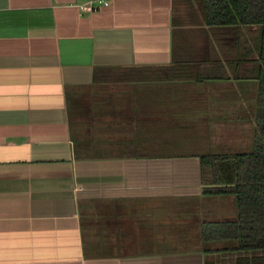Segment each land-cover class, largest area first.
<instances>
[{
	"label": "crops",
	"instance_id": "obj_1",
	"mask_svg": "<svg viewBox=\"0 0 264 264\" xmlns=\"http://www.w3.org/2000/svg\"><path fill=\"white\" fill-rule=\"evenodd\" d=\"M106 1L0 0V264L235 257L204 241L238 207L204 194L200 158L251 149L257 27L207 26L201 0Z\"/></svg>",
	"mask_w": 264,
	"mask_h": 264
},
{
	"label": "trees",
	"instance_id": "obj_2",
	"mask_svg": "<svg viewBox=\"0 0 264 264\" xmlns=\"http://www.w3.org/2000/svg\"><path fill=\"white\" fill-rule=\"evenodd\" d=\"M210 27H257L258 67L252 77L259 97L255 113L253 148L249 153L201 156L205 195L236 198L237 219L215 224L204 241L235 240L236 248L219 264H264V0H201Z\"/></svg>",
	"mask_w": 264,
	"mask_h": 264
},
{
	"label": "built area",
	"instance_id": "obj_3",
	"mask_svg": "<svg viewBox=\"0 0 264 264\" xmlns=\"http://www.w3.org/2000/svg\"><path fill=\"white\" fill-rule=\"evenodd\" d=\"M108 1L106 0H88L85 6L80 7V10L83 12H96L98 9L102 7H107Z\"/></svg>",
	"mask_w": 264,
	"mask_h": 264
},
{
	"label": "rangeland",
	"instance_id": "obj_4",
	"mask_svg": "<svg viewBox=\"0 0 264 264\" xmlns=\"http://www.w3.org/2000/svg\"><path fill=\"white\" fill-rule=\"evenodd\" d=\"M252 146H253V143H252V145H251V149H249V150H244V151H245V152H246V151H249V152H250V151L252 150Z\"/></svg>",
	"mask_w": 264,
	"mask_h": 264
}]
</instances>
